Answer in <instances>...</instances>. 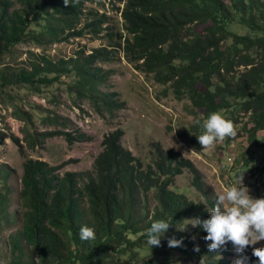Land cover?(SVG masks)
I'll use <instances>...</instances> for the list:
<instances>
[{
	"label": "trees",
	"instance_id": "obj_1",
	"mask_svg": "<svg viewBox=\"0 0 264 264\" xmlns=\"http://www.w3.org/2000/svg\"><path fill=\"white\" fill-rule=\"evenodd\" d=\"M105 1L115 2L0 0V59L25 41H57L65 34L80 35L84 28L100 34L107 17L86 14L85 3L102 7ZM117 1L124 33L112 37L106 26L109 47L124 51L137 70L171 83L201 112L196 120L237 105L250 126L244 128L250 149L246 155L255 158L243 159L244 165L264 175V0ZM110 54L100 47L57 62L35 60L19 70L8 66L0 70V90L49 86L69 76L75 95L111 113L119 108L113 94L103 91L111 71L95 65L109 61ZM1 135L2 140L8 137ZM102 147L93 172L82 174L59 176L43 162L26 160L21 188L14 192L17 210L12 208L9 173L0 170V233L19 224L0 242L4 264H169L154 254L170 251L201 257L207 264H226L214 256L229 255L231 245L209 252L206 233L199 227L178 230L185 218H207L214 203L189 160L153 146L150 162L144 164L121 145L119 131L106 136ZM184 172L191 176L188 189L194 190V199L175 186V178ZM159 219L170 226L160 246L150 249L144 243L145 230ZM81 226L93 228L95 238L82 241ZM171 238L182 244L169 247ZM238 254L248 264L258 259L250 246Z\"/></svg>",
	"mask_w": 264,
	"mask_h": 264
},
{
	"label": "rangeland",
	"instance_id": "obj_2",
	"mask_svg": "<svg viewBox=\"0 0 264 264\" xmlns=\"http://www.w3.org/2000/svg\"><path fill=\"white\" fill-rule=\"evenodd\" d=\"M103 4L98 7L91 2L85 3L86 14L91 16L97 12L107 17L100 34L91 33L86 28L80 30V25V35L65 34L57 41L46 39L40 43L25 41L0 59V70L8 66L19 70L29 67V63L35 60L57 62L72 57L78 51L89 54L93 49L104 47L111 52L110 59L98 61L95 65L111 71L103 91L113 94L119 106L110 113L75 95L71 89L73 79L69 76H63L49 86L13 85L0 90V136L1 133L8 136L0 139V170L9 173L8 184L13 188L12 208L17 210L14 192L21 188L26 160L43 162L59 176L93 172V161L103 149V139L116 131L120 132L121 145L144 164L150 162L153 146L179 153L192 163L212 196L214 190L220 193L232 186L237 175L244 172L243 185L249 194L254 198L264 197V175L248 169L243 162V159L255 160L254 154L246 155L249 144L244 128L250 126L246 125L248 119L244 112L237 105L221 111L233 122L238 135L202 149L195 136L199 134L195 120L201 117V112L186 96L177 93L171 83H161L153 73L137 70L124 51H113L109 47L112 40L111 35H106V26L110 28L112 37L124 33L120 14L122 4L117 0ZM240 70L242 67L234 73ZM10 136L16 137L18 143ZM174 183L189 198H196L194 190L188 189L192 184L188 172L176 177ZM18 226L16 223L1 231L0 242L15 233ZM261 246H264V240L250 247ZM4 254L5 249L0 247V264H4ZM238 256L230 250L229 255H216L214 258L233 264ZM154 257L169 264H200L202 259L178 251L155 253Z\"/></svg>",
	"mask_w": 264,
	"mask_h": 264
},
{
	"label": "clouds",
	"instance_id": "obj_3",
	"mask_svg": "<svg viewBox=\"0 0 264 264\" xmlns=\"http://www.w3.org/2000/svg\"><path fill=\"white\" fill-rule=\"evenodd\" d=\"M195 125L199 129V134L195 136L202 149L238 135L233 122L219 111L209 113L203 120H195ZM243 175L244 172L239 173L236 182L220 193L214 190V203L207 209V218H185L179 222L178 230L186 231L189 225L199 227L206 233L203 239L209 252L224 251L231 245L236 253H244L249 246L264 240V197L254 198L249 194L243 185ZM169 226L170 222L164 219L154 220L145 230L144 243L150 249L160 246L161 238ZM79 238L82 241L94 239V229L81 226ZM167 243L169 247H177L182 244V240L171 238ZM252 256L258 258L254 264H264V246L253 247ZM200 264H204L203 259ZM233 264H247V257L238 256Z\"/></svg>",
	"mask_w": 264,
	"mask_h": 264
}]
</instances>
